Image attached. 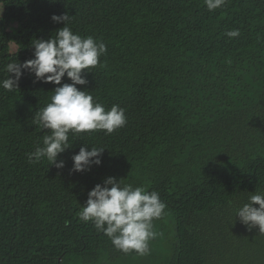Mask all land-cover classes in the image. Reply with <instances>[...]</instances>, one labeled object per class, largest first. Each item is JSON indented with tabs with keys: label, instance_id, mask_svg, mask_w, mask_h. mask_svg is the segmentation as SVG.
<instances>
[{
	"label": "trees",
	"instance_id": "16d2710c",
	"mask_svg": "<svg viewBox=\"0 0 264 264\" xmlns=\"http://www.w3.org/2000/svg\"><path fill=\"white\" fill-rule=\"evenodd\" d=\"M0 3V80L8 62L33 58L32 40L64 26L53 14L67 13L74 33L107 45L77 87L127 117L110 135L70 136L62 169L31 163L45 134L32 119L56 85L25 72L19 88H0V264H264V235L236 218L264 193V0L212 12L204 0ZM233 29L240 35L228 38ZM13 41L21 49L10 55ZM83 145L106 147L102 164L73 172ZM110 176L167 205L147 255L118 251L78 218L88 191Z\"/></svg>",
	"mask_w": 264,
	"mask_h": 264
},
{
	"label": "clouds",
	"instance_id": "9594fccd",
	"mask_svg": "<svg viewBox=\"0 0 264 264\" xmlns=\"http://www.w3.org/2000/svg\"><path fill=\"white\" fill-rule=\"evenodd\" d=\"M226 2L204 0L210 12ZM52 20L66 23L49 39L32 40L33 58L8 62L2 69L7 78L0 80V88L6 91L19 88V80L25 72L34 75V83L56 85L50 102L33 116L32 125L45 134L42 145L38 143L35 150L27 154V159L38 163L46 158L50 165L62 169L65 161L58 160V157L73 146L70 136L99 131L110 135L126 124L127 117L119 105L106 110L89 91L77 87L88 84L86 73L101 65L107 45L93 36L83 37L74 33L69 27L70 16L67 13L53 14ZM225 35L235 38L240 32L239 29L226 30ZM20 49L13 41L9 54L19 53ZM65 76L70 83H62ZM105 148L90 147L89 150L83 145L72 156V171H90L92 166L101 165ZM87 195V201L78 213L81 222L91 221L97 232L107 236L118 251L125 254L135 252L140 256L150 252V241L158 235L153 230V222L167 215V205L157 191H148L143 186L124 183L123 179L110 176L102 184H96ZM236 218L249 230L258 228L259 234L264 235V193L251 195L247 203L236 209Z\"/></svg>",
	"mask_w": 264,
	"mask_h": 264
},
{
	"label": "rangeland",
	"instance_id": "374dc122",
	"mask_svg": "<svg viewBox=\"0 0 264 264\" xmlns=\"http://www.w3.org/2000/svg\"><path fill=\"white\" fill-rule=\"evenodd\" d=\"M2 14H3V6H2V4L0 3V18H1V16H2Z\"/></svg>",
	"mask_w": 264,
	"mask_h": 264
}]
</instances>
